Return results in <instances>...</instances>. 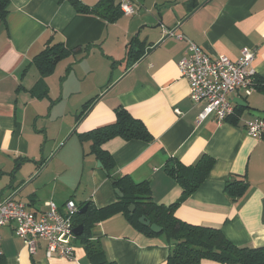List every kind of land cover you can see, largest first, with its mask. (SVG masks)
<instances>
[{
  "label": "crops",
  "instance_id": "crops-1",
  "mask_svg": "<svg viewBox=\"0 0 264 264\" xmlns=\"http://www.w3.org/2000/svg\"><path fill=\"white\" fill-rule=\"evenodd\" d=\"M78 1L93 9L102 0ZM135 38L145 52L132 62L128 52ZM189 41L233 60L244 47L255 51L249 66L254 89L249 95L244 88L236 91L234 98L245 104L235 102V114L224 121L210 116L199 122L204 103L193 100L178 66ZM55 43L71 52L43 75L36 57ZM257 77L264 81V0H139L137 14L115 21L79 11L72 0H11L0 18V197L24 201L35 213L51 200L61 209L69 200L98 208L118 201L90 142L79 135L114 122L116 109L124 107L153 140L116 137L104 143L116 175L148 181L153 200L168 206L183 195L165 169L168 161L191 166L211 156L206 180L176 205L175 215L221 229L236 245L264 246V138L245 128L246 120L264 117ZM231 179L247 182L243 197L226 193ZM15 228L11 222L0 229L4 264H92L77 235L64 237L75 247L70 259L49 256L45 239L32 253ZM91 235L118 264H166L170 253L163 237L137 231L122 212L95 224Z\"/></svg>",
  "mask_w": 264,
  "mask_h": 264
},
{
  "label": "trees",
  "instance_id": "trees-1",
  "mask_svg": "<svg viewBox=\"0 0 264 264\" xmlns=\"http://www.w3.org/2000/svg\"><path fill=\"white\" fill-rule=\"evenodd\" d=\"M79 11H92L98 13L109 21H115L123 15L120 5L115 0H102L93 9L82 5L78 0H72ZM11 0H0V18L4 19L9 12ZM135 38L130 44L129 59L136 62L145 52V44H137ZM138 47L136 49L135 47ZM71 50L64 43L49 44L37 57L36 63L43 75L53 72L56 64L66 57ZM257 79V88L264 91V81ZM88 110V104L80 113V117ZM121 137L125 140L140 139L153 140L147 126L139 119L133 117L124 107L116 109L114 122L99 126L81 133V141L90 142L91 153L95 154L102 163L107 176L111 178L114 187L119 188L124 195L118 201L98 208L92 202L79 205V210L88 205L85 212L78 211L73 217V225H83V232L77 239L84 246L86 254L92 264H118L107 257L100 239H93L92 227L105 218L122 212L128 222L139 232L148 237H163L170 245V253L166 264H203L213 262L216 264H264V246L249 247L236 245L229 240L221 229L191 224L181 220L175 215V207L190 196L207 178L214 165L211 156L203 155L199 161L191 166L183 165L177 159H170L165 169L183 188L181 199L171 205L158 204L153 200L148 181L135 182L129 175H116L115 160L113 156L103 149L107 141ZM44 161H40L43 164ZM248 184L243 180L231 179L225 186L226 193L232 199L243 197ZM135 207L131 211L130 206ZM145 216L151 223H156L162 230L155 233L150 226L140 222ZM0 264H4L0 260Z\"/></svg>",
  "mask_w": 264,
  "mask_h": 264
},
{
  "label": "built area",
  "instance_id": "built-area-1",
  "mask_svg": "<svg viewBox=\"0 0 264 264\" xmlns=\"http://www.w3.org/2000/svg\"><path fill=\"white\" fill-rule=\"evenodd\" d=\"M122 13L127 16L137 14L139 0H119ZM174 35V31H168ZM185 38L183 35H178ZM255 58V51L244 47L242 55L233 60L226 55L211 56L202 47L189 41V45L178 66L183 77L190 85V92L196 103H204L199 122L213 116L224 121L235 114L234 95L239 88L251 94L255 83L253 71L249 66ZM247 132L255 137L264 138V117L245 121ZM48 209L35 213L24 201L0 197V229L11 222L16 223V234L23 239L34 253L37 241H47L48 255L58 254L72 259L75 247L64 237L75 236L73 217L79 211L74 200H69L61 209L55 201L47 202ZM3 254L0 236V256Z\"/></svg>",
  "mask_w": 264,
  "mask_h": 264
},
{
  "label": "water",
  "instance_id": "water-1",
  "mask_svg": "<svg viewBox=\"0 0 264 264\" xmlns=\"http://www.w3.org/2000/svg\"><path fill=\"white\" fill-rule=\"evenodd\" d=\"M166 37H168V35L164 36V37H163L158 43H156L155 45L148 47V48H147V53L151 52V51H152V50H153V49H154V48H155V47H156V46H157L162 40H164ZM234 102L245 104V102H244L242 99H239V98H234ZM49 160H50V159H48V160L46 161V163H47ZM98 166H99V167L102 166V163H101L100 161H98ZM13 185H14V178H13ZM116 193H117L120 197H122V196L124 195V193H123L119 188L116 189ZM15 195H16V194H15ZM15 195H14V196H15ZM87 207H88V205L85 204L82 208H80V210H79L80 213L85 212L86 209H87ZM134 207H135V205L132 204V205L130 206V210L132 211V210L134 209ZM140 222L143 223L144 225L150 226L151 230L154 231L155 233H160L161 230H162V228H161L159 225H157L156 223H151L149 220H147L146 217H145L144 215L140 217ZM73 232H74L75 235L80 236V235L82 234V232H83V225L80 224V225L74 227Z\"/></svg>",
  "mask_w": 264,
  "mask_h": 264
}]
</instances>
